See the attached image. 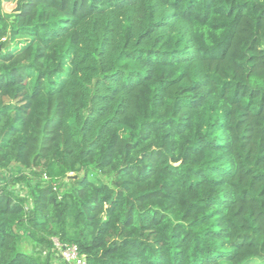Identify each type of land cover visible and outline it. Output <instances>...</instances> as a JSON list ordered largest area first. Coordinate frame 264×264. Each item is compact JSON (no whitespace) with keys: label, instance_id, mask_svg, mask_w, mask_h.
Returning <instances> with one entry per match:
<instances>
[{"label":"trees","instance_id":"trees-1","mask_svg":"<svg viewBox=\"0 0 264 264\" xmlns=\"http://www.w3.org/2000/svg\"><path fill=\"white\" fill-rule=\"evenodd\" d=\"M0 172V264H264V0H0Z\"/></svg>","mask_w":264,"mask_h":264},{"label":"built area","instance_id":"built-area-1","mask_svg":"<svg viewBox=\"0 0 264 264\" xmlns=\"http://www.w3.org/2000/svg\"><path fill=\"white\" fill-rule=\"evenodd\" d=\"M8 172H0V185L3 184V178L6 177ZM44 179H48L47 176H43ZM17 188L18 185L16 186ZM55 189V188H54ZM53 244L57 255H59L67 264H86L85 257L79 254L78 248L75 244H60L57 239H53Z\"/></svg>","mask_w":264,"mask_h":264},{"label":"rangeland","instance_id":"rangeland-1","mask_svg":"<svg viewBox=\"0 0 264 264\" xmlns=\"http://www.w3.org/2000/svg\"><path fill=\"white\" fill-rule=\"evenodd\" d=\"M3 6H4L5 11H10L11 8L13 7V5H11L10 3H4ZM30 247H31V244L27 240V238H24V240L21 239L20 243L18 244V250L20 251H28L29 249L27 248H30Z\"/></svg>","mask_w":264,"mask_h":264}]
</instances>
